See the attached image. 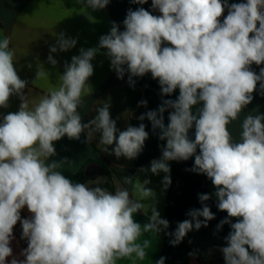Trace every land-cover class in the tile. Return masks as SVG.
<instances>
[{"label":"clouds","instance_id":"obj_1","mask_svg":"<svg viewBox=\"0 0 264 264\" xmlns=\"http://www.w3.org/2000/svg\"><path fill=\"white\" fill-rule=\"evenodd\" d=\"M77 2L97 10L110 0ZM226 7L228 14L221 22ZM152 8L161 15L143 7L129 9L125 30L113 22L98 47L80 49L65 64L57 86L37 101L23 94L27 82L14 67L10 38L0 39V107H7L14 94L22 101L17 112L4 115L0 122V264L12 256L10 243L18 221L28 246L22 253L25 259L14 258L11 264H117L122 259L135 264L146 258L151 246L149 239L141 237L169 227L154 204L146 203L155 196L146 187L150 180L124 177V184L132 185L133 191L117 187L113 193L73 182L58 170L66 161L50 160L56 155L55 141L65 136L78 140L83 132L88 142L99 133L104 152L115 145L109 154L116 158L132 160L143 151L149 136L145 125L119 130L107 103L97 108L94 119L82 122L78 109L93 91L87 81L94 71L91 61L100 49L107 50L118 79L127 72L133 85V77L151 73L163 95L179 89L176 100H164L157 110L139 117L147 118L153 131L159 130V139L166 141L150 171L165 173L162 183L167 188L171 184L168 162L187 161L195 155L191 171L211 180L218 209L227 212L228 218H237L235 223L225 219L217 226L229 223L232 229L225 237L227 246L221 249L225 264H264V114L245 116L239 141L233 140L228 129L252 102L258 83L264 91V68L259 74L250 70L253 63L264 64V0L231 5L226 0H152ZM76 42L61 33L50 52L67 51ZM165 43L171 46L162 47ZM48 61L57 63L52 55ZM47 77L40 68L37 79ZM169 109L165 125L163 114ZM193 127L194 140L189 137ZM209 199L210 195L200 194L204 206L191 210L192 219L178 223L174 233H166L174 236L171 245L215 218L204 203ZM25 207L31 218H21ZM149 209L147 223L135 221L136 213L147 215ZM165 259L156 264H165Z\"/></svg>","mask_w":264,"mask_h":264},{"label":"crops","instance_id":"obj_2","mask_svg":"<svg viewBox=\"0 0 264 264\" xmlns=\"http://www.w3.org/2000/svg\"><path fill=\"white\" fill-rule=\"evenodd\" d=\"M149 2L152 6V0ZM224 2L225 0H222V3ZM246 2L247 0H226L228 5ZM153 11L155 15H161L159 10ZM227 14L226 7L219 18L221 22ZM113 22L118 25L120 31L125 30L113 14L110 2L104 9L93 10L77 0H0V39L7 36L11 40L10 48L15 53L14 67L19 77L27 82L23 94L30 100L37 101L45 92L57 86L58 78L65 70V64H70L71 58L80 54V49L98 47L100 37L110 32ZM61 33L65 38L76 39V45L67 51L57 50L51 53L50 48L57 44ZM163 46L171 45L165 43ZM106 51L100 49L91 61L94 71L87 83L93 91L91 95L83 98L84 103L78 109L82 122L88 123L94 119L97 108L107 103L111 118L116 121L119 130H126L128 126L138 127L141 123L145 125L149 136L143 151L132 160L125 157L116 158L114 154H109L115 145L108 146L109 151L104 152L105 146L99 145V133L88 142L87 133L83 132L78 140L65 136L55 141L56 155L50 160L66 161L59 171L76 173L83 170L88 177L86 185L100 186L113 193L117 187L127 188L130 193L133 191L132 185L124 184V177L139 179L140 182L150 180L146 187L152 189L155 196L154 200L146 203L154 204L160 217L165 219L169 186L165 188L162 181L166 174L163 172L152 174L150 166L153 160L161 158L162 147L166 145V141L159 139V130L153 131L152 124L147 118L141 121L139 117L148 111L157 110L166 99L152 86L142 87L135 82L130 85L127 72L123 79H118L116 72L111 69ZM49 55L57 61L55 65L48 61ZM42 67L47 71L48 77L37 79V73ZM261 68H264V64L253 63L250 66V70L256 74L260 73ZM252 95V102L243 109L237 120L228 125L234 141L240 139L241 124L245 116L264 114V91L260 89L259 83ZM145 101L146 105L142 103ZM21 102L18 95L10 96L8 106L0 107V122L4 115L17 112ZM170 111L172 110L169 109L163 114L165 125L168 123ZM168 163L170 173L167 175L171 178L174 161ZM209 187L211 192L215 193L216 188L210 179ZM31 215L27 207L21 210L22 219L31 218ZM150 215L151 209L147 215L142 211L136 213L134 219L144 224L148 222ZM22 231V225L18 221L13 228L14 239L10 243L12 256L6 258V264H11L14 258L18 261L25 259L22 253L27 248L28 241L22 238ZM184 238L193 251L189 264H218L219 260L225 261L221 249L227 246V241L209 226H202L199 230L193 228ZM141 239H149L151 246L146 249L148 253L146 258L143 261L136 260L135 264H156L164 247L165 234L162 231L158 234L145 233ZM117 264H132V261L122 259L118 260Z\"/></svg>","mask_w":264,"mask_h":264},{"label":"trees","instance_id":"obj_3","mask_svg":"<svg viewBox=\"0 0 264 264\" xmlns=\"http://www.w3.org/2000/svg\"><path fill=\"white\" fill-rule=\"evenodd\" d=\"M111 9L117 20L125 28L123 21L127 16L129 9L135 11L141 7L155 15L153 8L148 0L145 4L133 3L132 0H110ZM133 81L142 86H152L161 92V88L157 79H153L151 73L145 74L143 77H133ZM179 96V89H176L171 95H164L166 100H176ZM196 107H199L197 105ZM195 111V108L193 109ZM189 137L194 140L195 128L189 130ZM196 154H199V148ZM195 155L187 161H174L171 173V184L167 199L165 211V219L169 221V227L162 231L165 234L164 247L160 257H165V264H189L192 256L190 244L184 238L178 245H171L170 241L174 236L166 233H174L178 227V223L184 220H191L188 213L193 209H201L204 205L199 200L200 194L210 195V199L204 202L214 213L215 218L208 221L209 226L217 235L227 237L232 230L229 223L224 224L221 228H217L222 220L230 219L231 223L237 222V218H228L227 212L221 211L217 207V197L212 193L209 187V178L205 174H199L191 171L194 166ZM62 173L73 182L86 183L88 177L83 170L79 172L62 171ZM203 220V217H199ZM191 253V255H189ZM218 264H225V261L219 260Z\"/></svg>","mask_w":264,"mask_h":264}]
</instances>
